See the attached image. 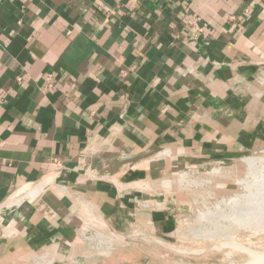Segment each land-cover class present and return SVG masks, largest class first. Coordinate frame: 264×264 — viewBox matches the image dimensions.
<instances>
[{
  "label": "crops",
  "instance_id": "1",
  "mask_svg": "<svg viewBox=\"0 0 264 264\" xmlns=\"http://www.w3.org/2000/svg\"><path fill=\"white\" fill-rule=\"evenodd\" d=\"M262 147L264 0H0V264H170L164 181Z\"/></svg>",
  "mask_w": 264,
  "mask_h": 264
},
{
  "label": "rangeland",
  "instance_id": "2",
  "mask_svg": "<svg viewBox=\"0 0 264 264\" xmlns=\"http://www.w3.org/2000/svg\"><path fill=\"white\" fill-rule=\"evenodd\" d=\"M244 155L245 156L255 155V156L264 157L263 156L264 147L256 149L254 151L247 152L240 157H243ZM240 157L238 159H235L231 164L226 163L227 167L222 168L223 170L221 174H215L219 172L217 170H214V172L212 173L210 172L211 167L208 168L206 166H202L201 167L202 172L200 174H195L194 175L195 177H191V178H196V179L205 178L207 180L211 178L213 180L212 184L210 183L208 184V182H206V184L203 186H200V184L194 185L195 181L199 182L200 180H194V181L192 180L193 182L190 183V185H184V186H181L179 185V183H176L178 187L181 186L180 189L184 190V192L188 194V199L193 204L192 212L189 218L180 225L179 231L176 232V236L171 243H165V241H162L163 242L162 245L157 244L161 248L168 247V246L171 248H174L172 252H168V253L164 252L165 254H163V257H162L163 260L168 259L167 261L170 264H232V263L233 264H236V263L245 264L248 261L249 256L246 252H243V251H233L232 252L231 251L232 254L230 256H227V252L232 249L228 247L221 248V249L212 248L213 246L218 245V243L216 242L218 240L211 239L209 236H203V234L202 235L192 234L193 232L203 233V231H200L201 229L199 231H193V232H191L190 230L192 227L195 226L194 218L198 212L197 211L198 208L202 205L201 202H202L203 197H205L208 200L209 204H213L215 203V201H217L218 199L222 197L234 195L235 193L244 192V187L240 185L239 183H236L237 179L245 178L247 174V166L243 161H241ZM211 164L214 165L213 162ZM192 168L197 169L198 167H192ZM192 168L183 169L180 171H186ZM182 187L185 189H183ZM32 193H33L32 191L28 192V196H31ZM195 199L196 201L199 202V204L195 202ZM97 232L93 234L85 233L83 236L84 239H86L91 244L92 250H90V252L92 254H97L99 252H102L104 251L105 248H108V249L112 248L117 241L115 236L113 237L108 234V238L111 239L110 241H112L113 246L109 247L107 245L106 246L100 245L98 242L101 241L100 239H105V237H103L105 234L104 235L101 234L102 232L100 233V231L98 233ZM237 232H238L239 242H242L243 244H245L246 246H249L250 248L254 250L264 251V242H262L264 241V230L247 232L244 229H241V230H238ZM154 239L155 238L153 237H150V238L148 237V240H144L142 238L141 239L139 238L136 240L144 244H152L153 246V244H155L156 242L154 241ZM224 239L225 238L223 237V240ZM158 246L157 248H159ZM183 248L184 250L185 249L186 250L198 249V250H201V253L194 254L190 252L187 253L184 251L177 250V249H183ZM204 249L206 250L204 251ZM44 259H47V258H44ZM44 259H40V260L38 259L37 261L38 263H35V264H47L46 262H43ZM55 264H62V262H56ZM252 264H255V263H252Z\"/></svg>",
  "mask_w": 264,
  "mask_h": 264
},
{
  "label": "bare ground",
  "instance_id": "3",
  "mask_svg": "<svg viewBox=\"0 0 264 264\" xmlns=\"http://www.w3.org/2000/svg\"><path fill=\"white\" fill-rule=\"evenodd\" d=\"M241 160L247 166V174L245 178L237 179L236 183L244 187V192L222 197L213 204H209L208 200L203 197L202 205L198 208V212L194 218L195 226L190 230L193 232L201 229L200 231H203V233L193 232L192 234H203V236H209L211 239L218 240L216 241L218 245L212 248L221 249L228 247L232 249L227 252V256H230L233 251H243L249 256L245 264H264V251L254 250L239 242L237 232L241 229L247 232L264 230V157L255 155L243 156ZM193 181L187 180L183 182L186 185H190ZM199 184H203V182L195 181L194 183V185ZM36 191L37 189L32 190L33 193ZM195 202L199 204L196 199ZM103 237L105 239H100L101 241L98 243L103 246L112 247L113 243L108 238V235H104ZM154 241L157 242L158 240L155 238ZM177 250L194 254L201 253V250L198 249L184 250L183 248Z\"/></svg>",
  "mask_w": 264,
  "mask_h": 264
},
{
  "label": "built area",
  "instance_id": "4",
  "mask_svg": "<svg viewBox=\"0 0 264 264\" xmlns=\"http://www.w3.org/2000/svg\"><path fill=\"white\" fill-rule=\"evenodd\" d=\"M166 1H170V0H166ZM245 156V155H244ZM242 157H240V159H241ZM242 161V160H241ZM212 162H210V163H208L207 165H201V166H199L197 169H195V168H192V169H189V170H186V171H179L178 173H176L174 176H171V177H169L168 179H166L164 182L168 185H173V184H176V183H179V185H181V186H184V185H186V183L185 182H183V181H187V180H200L201 182H203V184H200V186H203V185H205L206 184V182H208V184L210 183V184H212V179L210 178L209 180H207V179H205V178H202V179H196V178H191V177H195L194 175L195 174H200L201 172H202V170H201V167L202 166H206V167H208V168H210V172H212L213 173V171L214 170H217V171H219L218 173H215V174H221L222 173V168H224V167H227V165L226 164H224V161H222V160H218V162H213L214 163V165H212L211 164ZM215 163H217V164H215ZM226 163V162H225ZM225 173V172H224ZM180 186V187H181ZM212 186V185H211ZM214 187V186H213ZM183 188V187H182ZM183 189H185V188H183ZM190 216V215H189ZM189 216L188 217H182V219L179 221V225H178V228L176 229V232H178L179 231V227H180V225L185 221V220H187L188 218H189ZM153 238H156L158 241H160V242H162L163 240L161 239V238H157V236H152Z\"/></svg>",
  "mask_w": 264,
  "mask_h": 264
},
{
  "label": "water",
  "instance_id": "5",
  "mask_svg": "<svg viewBox=\"0 0 264 264\" xmlns=\"http://www.w3.org/2000/svg\"><path fill=\"white\" fill-rule=\"evenodd\" d=\"M156 152V149L154 148H148L140 153H137V154H134V155H126V156H123L119 162L121 164H124V163H131V162H137L138 160H141L143 158H146L152 154H154Z\"/></svg>",
  "mask_w": 264,
  "mask_h": 264
}]
</instances>
